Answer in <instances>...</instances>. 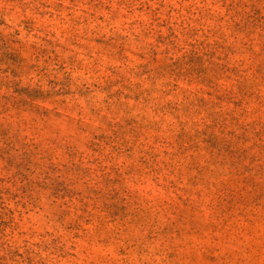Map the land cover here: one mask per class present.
Instances as JSON below:
<instances>
[{
    "label": "rangeland",
    "instance_id": "1",
    "mask_svg": "<svg viewBox=\"0 0 264 264\" xmlns=\"http://www.w3.org/2000/svg\"><path fill=\"white\" fill-rule=\"evenodd\" d=\"M0 264H264V0H0Z\"/></svg>",
    "mask_w": 264,
    "mask_h": 264
}]
</instances>
